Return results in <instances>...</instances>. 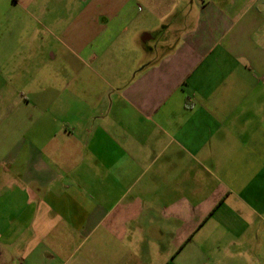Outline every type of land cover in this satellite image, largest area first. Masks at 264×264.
Segmentation results:
<instances>
[{
	"label": "crops",
	"instance_id": "crops-1",
	"mask_svg": "<svg viewBox=\"0 0 264 264\" xmlns=\"http://www.w3.org/2000/svg\"><path fill=\"white\" fill-rule=\"evenodd\" d=\"M264 264V0H0V264Z\"/></svg>",
	"mask_w": 264,
	"mask_h": 264
},
{
	"label": "rangeland",
	"instance_id": "rangeland-1",
	"mask_svg": "<svg viewBox=\"0 0 264 264\" xmlns=\"http://www.w3.org/2000/svg\"><path fill=\"white\" fill-rule=\"evenodd\" d=\"M79 256H80L79 252L76 251V252L73 254V258L71 259V261H70L69 264H76L77 261H78Z\"/></svg>",
	"mask_w": 264,
	"mask_h": 264
}]
</instances>
